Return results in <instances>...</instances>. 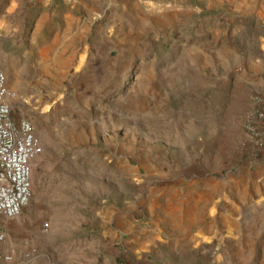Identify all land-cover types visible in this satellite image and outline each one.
Segmentation results:
<instances>
[{
    "label": "rangeland",
    "instance_id": "obj_1",
    "mask_svg": "<svg viewBox=\"0 0 264 264\" xmlns=\"http://www.w3.org/2000/svg\"><path fill=\"white\" fill-rule=\"evenodd\" d=\"M131 1L146 27H124L121 0H0V69L42 145L29 204L0 221L2 264H264V242L226 258L223 237H199L213 202L197 199L222 202L254 146L264 0ZM151 152L191 168L157 179ZM182 206L196 220L166 210Z\"/></svg>",
    "mask_w": 264,
    "mask_h": 264
},
{
    "label": "crops",
    "instance_id": "obj_2",
    "mask_svg": "<svg viewBox=\"0 0 264 264\" xmlns=\"http://www.w3.org/2000/svg\"><path fill=\"white\" fill-rule=\"evenodd\" d=\"M131 0H121V15L124 27L129 26L132 29L146 27L147 17L144 11H140L136 4ZM174 14H150V19L165 20L171 18ZM222 59L218 54L217 64L220 66ZM218 66V67H219ZM259 67V68H257ZM255 68V74L247 78L245 96L252 101L254 99L264 102V59ZM221 68V66H220ZM254 66L251 67L253 69ZM212 77L219 78L217 71L212 73ZM253 103L251 107H253ZM138 123V122H137ZM261 133L264 140V125L261 126ZM128 138L137 141L134 133H128ZM174 145L180 148L185 147L181 135H177ZM151 151V150H150ZM150 153V164L153 167L157 179H169L178 175L177 172H186L191 166L186 163L180 164L177 160H161L159 156ZM151 167V168H152ZM184 168V171H180ZM225 188L222 202H218L220 189L204 187L197 191V199H211L212 204L208 208L209 221L198 229V236L207 239V241H216L223 237L225 246L223 248L224 257L240 255V251H255L254 244L264 242V142L261 148L255 145L248 152V157L240 170L234 175L228 177L224 182ZM215 193L217 194L215 197ZM198 205V204H197ZM214 206V208H212ZM174 216L180 211L186 212L189 220H196L199 211L196 207H174L166 209ZM202 209L201 211H203ZM14 227L11 226L5 230L6 235L12 234Z\"/></svg>",
    "mask_w": 264,
    "mask_h": 264
},
{
    "label": "built area",
    "instance_id": "obj_3",
    "mask_svg": "<svg viewBox=\"0 0 264 264\" xmlns=\"http://www.w3.org/2000/svg\"><path fill=\"white\" fill-rule=\"evenodd\" d=\"M14 94L0 69V221L21 216L32 198L33 161L42 145L32 123L15 117ZM264 102L258 100L246 116V129L258 148L263 146ZM7 235L0 223V264L11 261L3 246Z\"/></svg>",
    "mask_w": 264,
    "mask_h": 264
}]
</instances>
